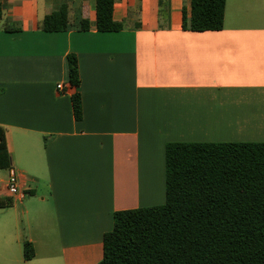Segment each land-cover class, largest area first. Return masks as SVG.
<instances>
[{"label": "crops", "instance_id": "1", "mask_svg": "<svg viewBox=\"0 0 264 264\" xmlns=\"http://www.w3.org/2000/svg\"><path fill=\"white\" fill-rule=\"evenodd\" d=\"M0 3V127L24 191L0 187L4 264H99L115 212L165 203L167 144L264 143V0H226L219 31L184 28L192 0H115L118 32L97 30L96 0ZM63 5L69 30H41Z\"/></svg>", "mask_w": 264, "mask_h": 264}, {"label": "trees", "instance_id": "2", "mask_svg": "<svg viewBox=\"0 0 264 264\" xmlns=\"http://www.w3.org/2000/svg\"><path fill=\"white\" fill-rule=\"evenodd\" d=\"M115 0H96V28L118 32ZM226 0H192L183 12L190 31L223 29ZM3 8L0 3V21ZM71 26L63 5L40 25L45 32ZM81 30L89 21L80 23ZM71 86L80 87L78 60L68 56ZM74 117L82 119L79 91L72 96ZM10 167L5 129L0 127V168ZM162 205L115 212L103 238L99 264H264V143H170L165 149ZM12 200H0V208ZM35 249L24 243V259Z\"/></svg>", "mask_w": 264, "mask_h": 264}, {"label": "rangeland", "instance_id": "3", "mask_svg": "<svg viewBox=\"0 0 264 264\" xmlns=\"http://www.w3.org/2000/svg\"><path fill=\"white\" fill-rule=\"evenodd\" d=\"M9 168L8 169H1L0 168V187H4L8 181L9 178ZM2 213L0 216V233H3V240L4 238H6L8 240V238L10 237V235H13L15 232V226L13 223V219L11 217H7V215L5 216L6 212H4L3 210H0ZM1 224H4V226H1ZM1 235H0V249H2V251L0 252V264H4L5 261L3 260V258L7 257V252L8 249L7 247H9L11 249V256L13 255V250L15 248V244L14 243H9L8 246H5L4 241L2 242L1 239ZM54 238V237H53ZM52 238V239H53ZM3 246V247H2Z\"/></svg>", "mask_w": 264, "mask_h": 264}, {"label": "built area", "instance_id": "4", "mask_svg": "<svg viewBox=\"0 0 264 264\" xmlns=\"http://www.w3.org/2000/svg\"><path fill=\"white\" fill-rule=\"evenodd\" d=\"M57 88L61 90L63 89V85L60 84ZM8 171L9 178L6 185L7 192L13 198L21 200L24 197V191L20 187V177L12 167H9Z\"/></svg>", "mask_w": 264, "mask_h": 264}]
</instances>
